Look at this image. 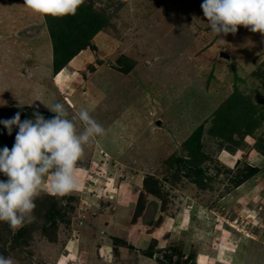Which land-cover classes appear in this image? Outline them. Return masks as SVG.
<instances>
[{
	"label": "rangeland",
	"instance_id": "374dc122",
	"mask_svg": "<svg viewBox=\"0 0 264 264\" xmlns=\"http://www.w3.org/2000/svg\"><path fill=\"white\" fill-rule=\"evenodd\" d=\"M82 1L108 23L55 73L40 0H0V157L31 121L44 124L42 143L88 161L86 169L66 164L63 172L19 182L16 190L26 195H65L57 199L65 220L46 236L44 213L30 211L37 225L31 236L24 230L13 251L4 219L14 228L20 223L10 214L0 218V249L22 261L7 255L2 264H160L150 255L162 259L164 252L173 264L191 250L197 264H264V158L252 136L235 143L240 135L228 120L222 122L231 143L229 129L207 133L220 123L217 109L229 103L234 114L256 106L254 133L264 135L262 0ZM38 30V38L22 40ZM219 50L231 64L217 59ZM201 124L211 177L205 189L181 172L184 141ZM248 164L259 171L232 187L228 178ZM146 174L164 180L158 194L143 189ZM254 227L256 240L244 238L256 234Z\"/></svg>",
	"mask_w": 264,
	"mask_h": 264
},
{
	"label": "trees",
	"instance_id": "16d2710c",
	"mask_svg": "<svg viewBox=\"0 0 264 264\" xmlns=\"http://www.w3.org/2000/svg\"><path fill=\"white\" fill-rule=\"evenodd\" d=\"M262 2L264 3L263 0ZM40 5L43 9L44 20L49 30L52 47V68L55 73H58L74 55L90 45L92 35L98 30L105 28L108 23V17L95 11L91 1L40 0ZM37 27L39 29L38 25ZM41 27L42 26H40V28ZM38 32L39 30L35 33L29 32L24 36L25 38L35 37L38 35ZM118 61L121 62L120 60ZM122 66L130 67L128 63H124ZM251 109H253V112L248 114L249 112L247 109L241 108L239 110L238 107L236 109L238 111L237 114H234L229 113V103L221 105V108L217 109L220 123L214 126H208L207 133L211 134L214 131H221L222 128H226L229 129V132L224 134L225 140L228 143L233 141L234 137H232V130L228 128L225 122H222V120H228L230 123L236 124V130L240 135L239 140H235V143L238 144V146H241L243 145L242 141L245 135L252 136L255 140L253 143V149L264 158V135L259 134L256 136L254 133L259 124L258 117L255 116V113L256 111L259 112V109H257L256 106H253ZM224 117L225 119H223ZM43 127L44 124L35 126V123L31 121L27 122L24 126H21L20 130L16 132L18 136L16 138L12 137V147L8 151H3L0 157V218L4 219L7 214H10L20 223L18 227L14 228L8 220L6 221V219H4L7 226L5 227V230H7L9 235L14 239V241L12 240L13 243L11 246L13 251L20 246H17L16 244L17 240L20 239L23 234H26L24 230H26L29 233V236H31L32 231L34 230L33 227L37 225L36 223L33 225V221H29L28 214L30 211H36L39 208L41 209L40 211L44 213V219L47 223L51 224V226L48 227L41 226V233H45L44 235L46 236H49L52 227H56V222H58V220H65L64 214L62 213V207L58 204L59 202H57V199L64 197L65 195L59 196L57 195V192L50 193L45 192L44 190L40 196L34 193L26 195L24 194L25 191H23V189L16 190L19 182L23 178L24 180L29 179L34 173L41 177H45L51 173L63 172L66 168V164L84 168L88 167V161L84 163L80 159L78 151L72 152L69 149H64V151H62V147L58 146V144L42 143L39 139V129ZM203 128L204 125L201 124L184 141V146L186 147L185 149L188 154L186 155V158H183L185 159V165L183 166L184 170L181 171L184 174L182 177L195 184L199 189H205V187H208V181L211 178L208 176L210 175L208 173L209 168L204 163L206 158L209 159L208 155H205L204 152L201 151V136L203 134ZM22 134H26L24 138H21ZM13 156H17L18 161H11ZM67 159L72 162L67 163ZM15 166L16 169H14ZM245 167L246 169L239 171L234 177L228 178L230 182L229 184L232 187L239 186L259 171L255 166L250 164ZM28 170L30 171V174H27L29 172ZM213 175H216V173ZM224 180L225 179L223 178L222 182H224ZM162 181L164 183V180L155 177V175L146 174L143 177L142 187L150 194L155 195L158 194ZM211 187L213 186L211 185ZM107 202L110 201L107 200L106 203ZM152 204L156 205L155 201L149 203V205ZM108 205H110V203H108ZM104 207L105 204L103 203L101 209ZM211 207L216 208V206ZM143 210L144 204L138 207V212H142ZM23 231L24 233H22ZM52 231L56 234L55 229H52ZM179 246L183 247L182 244ZM171 248L173 249V247ZM18 253L22 255L21 250H19ZM167 253L168 252H164L162 259H160L159 256L154 257L153 254H151L150 257H153V259L160 264H170V261L172 262V257L174 256L170 253H168V255ZM0 254H2V257H0V264L4 263L2 259L7 258V255L12 257L15 261L22 263L19 257L12 256L18 255L17 252L7 254L6 251L0 249ZM182 254L183 252L181 255H176L173 264H197L194 250H191L186 254V257Z\"/></svg>",
	"mask_w": 264,
	"mask_h": 264
},
{
	"label": "crops",
	"instance_id": "0c3cea01",
	"mask_svg": "<svg viewBox=\"0 0 264 264\" xmlns=\"http://www.w3.org/2000/svg\"><path fill=\"white\" fill-rule=\"evenodd\" d=\"M33 24V23H32ZM39 26V25H38ZM42 28V27H41ZM39 35V34H38ZM38 35H37V38H38ZM42 35H43V33H42ZM22 38V37H21ZM33 39H35V37H30V38H22V40H33ZM260 223H258V225H259ZM262 224V223H261ZM264 225V224H263ZM263 225H261V226H263ZM254 229H256V234L255 235H252V234H245L244 236H246V237H244V238H251L252 240H256L255 239V236H257V233H259V229H258V227H254ZM223 234V233H222ZM254 236V237H253ZM247 240H244V241H240V244H242V243H245Z\"/></svg>",
	"mask_w": 264,
	"mask_h": 264
},
{
	"label": "water",
	"instance_id": "95a60500",
	"mask_svg": "<svg viewBox=\"0 0 264 264\" xmlns=\"http://www.w3.org/2000/svg\"><path fill=\"white\" fill-rule=\"evenodd\" d=\"M217 59H223V60L229 62L230 64L232 62L231 56L228 53H226V52H224L222 50L218 51ZM7 218L10 219V221H11V218L9 216H7Z\"/></svg>",
	"mask_w": 264,
	"mask_h": 264
},
{
	"label": "clouds",
	"instance_id": "9594fccd",
	"mask_svg": "<svg viewBox=\"0 0 264 264\" xmlns=\"http://www.w3.org/2000/svg\"><path fill=\"white\" fill-rule=\"evenodd\" d=\"M78 168H84V167H78ZM84 169H86V168H84ZM88 171L91 172L90 170H88ZM88 180H90V183L88 184V186H92L94 184H97L96 181L94 182L91 179H88Z\"/></svg>",
	"mask_w": 264,
	"mask_h": 264
},
{
	"label": "built area",
	"instance_id": "2783aa9c",
	"mask_svg": "<svg viewBox=\"0 0 264 264\" xmlns=\"http://www.w3.org/2000/svg\"><path fill=\"white\" fill-rule=\"evenodd\" d=\"M238 220H239L238 218H234V219H232V222L237 224ZM241 232H242V229H241Z\"/></svg>",
	"mask_w": 264,
	"mask_h": 264
},
{
	"label": "bare ground",
	"instance_id": "6f19581e",
	"mask_svg": "<svg viewBox=\"0 0 264 264\" xmlns=\"http://www.w3.org/2000/svg\"><path fill=\"white\" fill-rule=\"evenodd\" d=\"M61 73H62V71L59 74H61Z\"/></svg>",
	"mask_w": 264,
	"mask_h": 264
}]
</instances>
